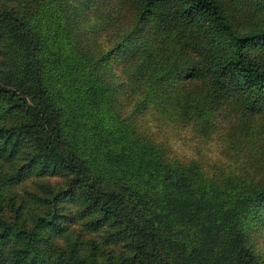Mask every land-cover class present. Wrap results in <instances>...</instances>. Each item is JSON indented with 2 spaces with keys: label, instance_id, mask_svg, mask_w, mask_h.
I'll use <instances>...</instances> for the list:
<instances>
[{
  "label": "trees",
  "instance_id": "1",
  "mask_svg": "<svg viewBox=\"0 0 264 264\" xmlns=\"http://www.w3.org/2000/svg\"><path fill=\"white\" fill-rule=\"evenodd\" d=\"M108 1L0 0V264H264V29L236 30L233 0H135L160 47L93 46ZM148 107L201 135L227 109L257 159L240 173L168 160L136 130ZM28 177L37 191L16 199Z\"/></svg>",
  "mask_w": 264,
  "mask_h": 264
},
{
  "label": "rangeland",
  "instance_id": "2",
  "mask_svg": "<svg viewBox=\"0 0 264 264\" xmlns=\"http://www.w3.org/2000/svg\"><path fill=\"white\" fill-rule=\"evenodd\" d=\"M256 0H224L227 8V14L231 18V23L236 30L250 31L256 29H264V16L262 13L256 15L250 5H254ZM244 3H248L245 5ZM246 7L248 10L246 11ZM111 12V25L106 28L104 33L97 38L93 46L102 45L103 48L124 47L123 43L131 44V50L140 53L142 48L151 49L159 46L157 44V35L161 34L159 31H155V27L151 25L149 21H140L137 15V3L135 0H110L105 2L104 6L96 5V8L91 11L89 15L92 18L95 15H99L101 12ZM199 28L201 30L209 31L210 34H214V30L209 23H200ZM193 38L196 36L194 32L190 34ZM194 42H201L195 40ZM91 47V45H89ZM128 46V45H127ZM151 51V50H148ZM192 60L198 61L199 48H190ZM95 53H101L100 51H94ZM154 52V51H153ZM85 53V52H84ZM255 61L262 63V57L259 54L254 56ZM121 70L116 71L115 76L112 78L114 83H119V79L122 78ZM170 96V95H168ZM122 98V97H121ZM118 97V101L121 102L123 107L120 111L121 115L125 117L129 113L130 107L124 105L123 101ZM232 112L225 109L224 114L220 117L217 125L208 128L205 135L199 134V130L196 131V127L191 122L186 120H168L166 117V110L156 111L152 107H148L144 113H142L136 119V130L142 134V136L151 142L159 145L163 150L164 158L168 160L179 159L181 161H195L199 163L200 167L208 172L217 171L220 173H226L233 171L234 173H240L243 164L250 160H256L254 158L256 152L254 146L256 142L254 135L250 134L247 137L243 135L238 137L239 133L229 132L233 124L231 123ZM175 121V122H174ZM138 128V129H137ZM232 130V129H231ZM210 167L212 169H210ZM239 170V171H238ZM37 178L28 177L19 184L9 188V193L14 194L18 199L23 191L32 190L36 192V186L34 187V181ZM38 180L47 181L50 185H54L57 181L51 177L47 178L43 176ZM58 181L57 183H59ZM28 204V202H26ZM65 206L72 207L69 203H65ZM70 224V222H66ZM76 227H73L75 230ZM77 229H81L80 226ZM95 233L82 232V238H94L97 237ZM255 251L259 257L264 261V235H260L255 239Z\"/></svg>",
  "mask_w": 264,
  "mask_h": 264
}]
</instances>
